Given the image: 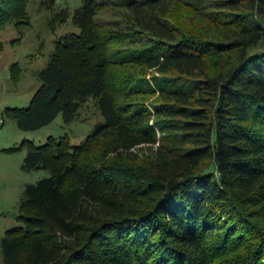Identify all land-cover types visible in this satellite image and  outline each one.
Wrapping results in <instances>:
<instances>
[{"label": "trees", "instance_id": "trees-1", "mask_svg": "<svg viewBox=\"0 0 264 264\" xmlns=\"http://www.w3.org/2000/svg\"><path fill=\"white\" fill-rule=\"evenodd\" d=\"M28 1L0 0V29ZM82 1L10 111L36 131L93 99L104 121L27 145L23 169L50 176L26 185L4 264H264V0Z\"/></svg>", "mask_w": 264, "mask_h": 264}, {"label": "rangeland", "instance_id": "rangeland-1", "mask_svg": "<svg viewBox=\"0 0 264 264\" xmlns=\"http://www.w3.org/2000/svg\"><path fill=\"white\" fill-rule=\"evenodd\" d=\"M82 5V0H54L53 9H49L40 0H29V18L0 29V264H4L2 239L9 229L20 225L19 205L26 185L50 176L46 170L23 169L27 145L40 146L49 137H66L69 144L77 146L104 121L93 99L82 104L72 123H65L61 114L36 131L20 130L10 111L30 105L42 85L39 74L48 66L56 42L65 35L80 33L73 15ZM61 10L68 12L67 18L59 17ZM110 14L105 10L101 18L110 19Z\"/></svg>", "mask_w": 264, "mask_h": 264}]
</instances>
